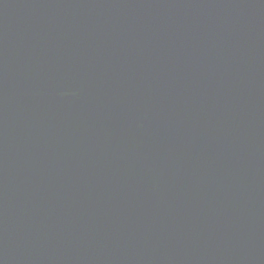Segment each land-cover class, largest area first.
I'll list each match as a JSON object with an SVG mask.
<instances>
[{"label":"water","instance_id":"1","mask_svg":"<svg viewBox=\"0 0 264 264\" xmlns=\"http://www.w3.org/2000/svg\"><path fill=\"white\" fill-rule=\"evenodd\" d=\"M0 264H264V0H0Z\"/></svg>","mask_w":264,"mask_h":264}]
</instances>
